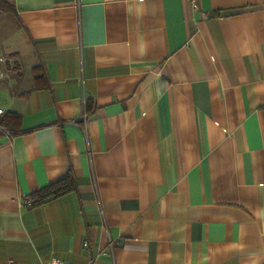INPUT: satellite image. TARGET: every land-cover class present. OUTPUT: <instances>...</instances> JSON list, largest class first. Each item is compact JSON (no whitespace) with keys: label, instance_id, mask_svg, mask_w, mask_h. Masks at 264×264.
I'll return each instance as SVG.
<instances>
[{"label":"crops","instance_id":"0c3cea01","mask_svg":"<svg viewBox=\"0 0 264 264\" xmlns=\"http://www.w3.org/2000/svg\"><path fill=\"white\" fill-rule=\"evenodd\" d=\"M8 1L0 264H264V0Z\"/></svg>","mask_w":264,"mask_h":264},{"label":"trees","instance_id":"16d2710c","mask_svg":"<svg viewBox=\"0 0 264 264\" xmlns=\"http://www.w3.org/2000/svg\"><path fill=\"white\" fill-rule=\"evenodd\" d=\"M0 6L8 8L10 7V3L8 0H0ZM10 119L17 121L18 123L20 119V115L15 111H9L7 113V116H5L4 114L0 115V122L7 127H8V123ZM75 184L76 183H75V178L73 176V173L68 171L57 182L51 183L45 186L44 188L40 189L39 191L35 192L32 195L34 198L33 205L51 200L62 194H65L75 189L76 187Z\"/></svg>","mask_w":264,"mask_h":264},{"label":"rangeland","instance_id":"374dc122","mask_svg":"<svg viewBox=\"0 0 264 264\" xmlns=\"http://www.w3.org/2000/svg\"><path fill=\"white\" fill-rule=\"evenodd\" d=\"M27 46L24 34L16 24V19L10 7L0 6V49L11 55L13 51Z\"/></svg>","mask_w":264,"mask_h":264},{"label":"built area","instance_id":"2783aa9c","mask_svg":"<svg viewBox=\"0 0 264 264\" xmlns=\"http://www.w3.org/2000/svg\"><path fill=\"white\" fill-rule=\"evenodd\" d=\"M192 5L196 8L197 7V0H190ZM17 56L16 55H7L4 53L2 49H0V77H10L12 72H15L17 68H19V62H17ZM5 110L0 107V115L4 114ZM87 115L88 113L85 112L81 119L84 121V125L82 127L86 137H88V129H87ZM0 126L6 129V126L0 122ZM27 204H33L34 203V198L29 197L26 200ZM96 262V257L95 256H90L88 261L85 263H77L73 261H68L60 257H52L47 264H95ZM10 263H13L12 260H10Z\"/></svg>","mask_w":264,"mask_h":264}]
</instances>
